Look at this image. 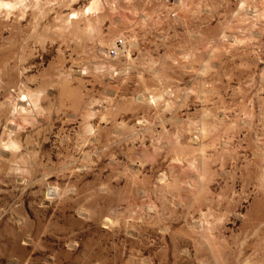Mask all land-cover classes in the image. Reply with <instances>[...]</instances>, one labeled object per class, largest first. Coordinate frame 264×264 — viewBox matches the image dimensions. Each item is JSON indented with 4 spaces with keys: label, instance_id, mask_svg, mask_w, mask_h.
I'll return each mask as SVG.
<instances>
[{
    "label": "rangeland",
    "instance_id": "374dc122",
    "mask_svg": "<svg viewBox=\"0 0 264 264\" xmlns=\"http://www.w3.org/2000/svg\"><path fill=\"white\" fill-rule=\"evenodd\" d=\"M0 264H264V0H0Z\"/></svg>",
    "mask_w": 264,
    "mask_h": 264
}]
</instances>
